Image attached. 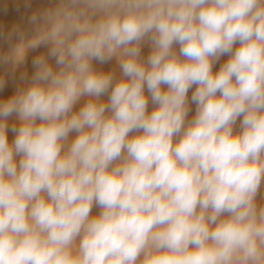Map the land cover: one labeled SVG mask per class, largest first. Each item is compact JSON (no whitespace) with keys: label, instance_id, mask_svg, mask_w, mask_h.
I'll use <instances>...</instances> for the list:
<instances>
[{"label":"clouds","instance_id":"1","mask_svg":"<svg viewBox=\"0 0 264 264\" xmlns=\"http://www.w3.org/2000/svg\"><path fill=\"white\" fill-rule=\"evenodd\" d=\"M28 20L0 53L3 92L45 50L0 97V264H264V0Z\"/></svg>","mask_w":264,"mask_h":264},{"label":"bare ground","instance_id":"2","mask_svg":"<svg viewBox=\"0 0 264 264\" xmlns=\"http://www.w3.org/2000/svg\"><path fill=\"white\" fill-rule=\"evenodd\" d=\"M54 3V0H0V53H4L8 50L10 46V41L7 39L9 34L13 33L14 29H21L23 31L30 32L31 25L29 24L28 18L32 15L33 12L42 10L44 8L50 7ZM14 38V37H13ZM177 51L179 46H176ZM45 51L44 49H37L35 52H30L26 63L20 70L16 73V79H10L8 86L3 92H0V97L10 96L16 88L17 83L19 82V75L21 71H27L31 75L33 69L31 66V60L41 52ZM150 49L145 46L142 49V55L147 56ZM227 56H222L220 60L214 65V71H218L221 64L227 60ZM95 63V62H94ZM96 67L101 68L104 71L112 70L115 67V60L104 64L99 65L95 64ZM5 70L3 65H0V72ZM118 71V70H117ZM194 89H190L189 96ZM106 100L107 97L105 96ZM83 103V101H81ZM80 105L76 107L79 108ZM149 110H151V105H149ZM195 114V105H192V110L189 114L191 117ZM15 122V117L9 119V125ZM14 138L13 134L9 132V139ZM98 209H93V212H97Z\"/></svg>","mask_w":264,"mask_h":264}]
</instances>
